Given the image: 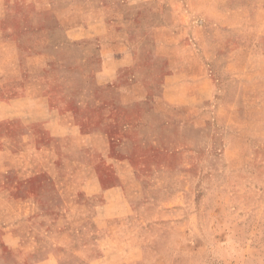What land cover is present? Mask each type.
I'll return each instance as SVG.
<instances>
[{"label":"crops","instance_id":"crops-1","mask_svg":"<svg viewBox=\"0 0 264 264\" xmlns=\"http://www.w3.org/2000/svg\"><path fill=\"white\" fill-rule=\"evenodd\" d=\"M237 1L0 0V59L24 58L19 66L24 77L15 87L22 96L0 102V125L21 124L24 129L9 136L22 139V146L1 145L0 155H31L32 150L40 161L33 158L23 168L0 162V264H61L58 251L65 247L49 240L64 233L65 217L79 216L85 207L98 220L95 232L128 215L123 199L109 190L100 200L66 194L60 188L69 181L62 173L66 166L88 171V177L69 184L96 190L104 179H113L109 162L127 161L116 158L124 145L121 138L151 139L152 146L158 144L157 154L178 153L181 141L188 152L200 151L195 136L176 131L215 127L216 118L206 111L213 88L221 90L229 81L222 77L229 70L221 59L237 57L233 66L239 74L264 70V0ZM209 9H231L232 24L210 23ZM244 12L248 25L241 21ZM59 58L72 59L78 69L60 70L64 77H55L51 64ZM124 73L128 77L119 83ZM233 78L235 87L241 76ZM35 91L38 98L30 95ZM72 91H78L75 100ZM223 103L232 106L239 100ZM35 138L43 140L37 145ZM84 150H99L101 157L77 161L76 154ZM16 187L23 191L18 194ZM105 235L108 248L112 242ZM18 250L21 259L13 253Z\"/></svg>","mask_w":264,"mask_h":264},{"label":"rangeland","instance_id":"rangeland-1","mask_svg":"<svg viewBox=\"0 0 264 264\" xmlns=\"http://www.w3.org/2000/svg\"><path fill=\"white\" fill-rule=\"evenodd\" d=\"M206 1L226 5L232 0ZM238 1L243 4L245 0ZM207 13L210 23L216 24L218 19L224 25L233 22L231 9H209ZM245 14H241V21L248 25ZM214 28L217 30L216 25ZM237 60L231 56L221 59L229 70L222 77L230 82L224 81L225 87L221 90L213 88V103L206 113L216 118L215 127L198 133L183 127L176 131L178 135L195 136L198 153L188 152L184 141L176 144L183 149L178 153L157 154L153 150L159 148L158 144L152 146L151 139L145 142L136 135L121 138L124 145L116 158L127 161L109 162L113 179H104L96 190L69 184L88 177V171L64 168L62 173L69 181L60 188L66 194L100 200V194L109 190L123 199L124 209L130 212L126 217L113 219L108 230L99 232H95L93 226L98 220L89 216L87 207L79 216L76 212L70 218L65 217L64 233L49 240L65 247L58 251L61 264H264V70L256 66V72L239 74L236 70L240 69L233 66ZM23 61L20 56L0 59V102L22 96V91L15 87L20 75L23 76L19 67ZM51 66L57 72L53 75L58 78L65 75L60 70L78 69L72 59L64 58L52 62ZM234 76H241L235 87ZM127 77V73L122 74L119 83ZM77 92L70 93L71 100L77 98ZM30 95L40 96L36 91ZM235 97L239 104L223 103ZM14 129L24 128L17 122L0 125L1 136H4L0 146L21 148L23 140L9 136ZM214 135L215 144V139L211 138ZM33 140L39 145L43 138ZM96 143L100 148V143ZM163 147L170 150L168 146ZM205 149L208 152H202ZM90 153L86 150L77 153V161L94 162V158L101 157L99 150ZM32 155V150L31 155L28 151L21 156L2 154L0 162L23 168L34 159L36 164L40 162ZM62 156L72 154L62 153ZM9 177L16 176L10 174ZM48 188L49 193H53L52 188ZM16 189L18 194L23 191L21 187ZM107 233L112 247L105 248L102 240ZM13 253L18 259L23 257L21 250Z\"/></svg>","mask_w":264,"mask_h":264}]
</instances>
